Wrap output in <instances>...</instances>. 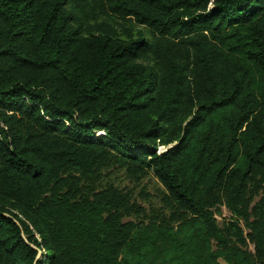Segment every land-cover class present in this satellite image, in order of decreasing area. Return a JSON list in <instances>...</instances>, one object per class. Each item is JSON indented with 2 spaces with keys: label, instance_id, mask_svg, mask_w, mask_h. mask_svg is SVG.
Listing matches in <instances>:
<instances>
[{
  "label": "trees",
  "instance_id": "obj_1",
  "mask_svg": "<svg viewBox=\"0 0 264 264\" xmlns=\"http://www.w3.org/2000/svg\"><path fill=\"white\" fill-rule=\"evenodd\" d=\"M221 260L264 264V0H0V264Z\"/></svg>",
  "mask_w": 264,
  "mask_h": 264
},
{
  "label": "rangeland",
  "instance_id": "obj_2",
  "mask_svg": "<svg viewBox=\"0 0 264 264\" xmlns=\"http://www.w3.org/2000/svg\"><path fill=\"white\" fill-rule=\"evenodd\" d=\"M172 148H159V153H163ZM91 181L88 182V184ZM94 186L98 188H104L108 185H112L124 194L128 195L132 203H137L145 210V216L147 218H154L162 213L164 210V198L167 192L159 180L153 175L149 174L139 181L130 179L127 172L120 167L108 168L102 173L98 174L94 179ZM216 218L221 227L229 222H235L237 218L224 206H220L216 211ZM253 245H250V249L253 250ZM43 255H40L42 258ZM222 264H225L221 260Z\"/></svg>",
  "mask_w": 264,
  "mask_h": 264
}]
</instances>
